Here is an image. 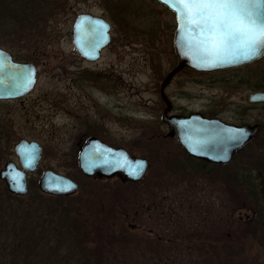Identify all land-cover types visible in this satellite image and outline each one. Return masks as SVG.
<instances>
[{
    "label": "rangeland",
    "instance_id": "rangeland-1",
    "mask_svg": "<svg viewBox=\"0 0 264 264\" xmlns=\"http://www.w3.org/2000/svg\"><path fill=\"white\" fill-rule=\"evenodd\" d=\"M17 1L0 0V48L18 62L33 63L37 81L28 96L0 103V169L16 163L13 148L20 139L37 142L42 158L29 175L26 197L8 194L0 181V224L12 233L25 231L1 244L4 264H78L75 230L69 232L61 219L66 214L83 224L82 231L94 233L79 234L96 240L85 249H105L94 259L98 263L119 255L136 264L140 254L143 264H264V235L254 237L242 226L257 211L243 206L238 213L244 197L231 181L236 175L242 184L246 172L260 171L264 182V105L247 102L249 94L264 92V57L235 70L184 69L178 76L179 105L261 125L254 143L227 168L228 180L210 177L205 185L194 184L188 165L180 166L179 146L163 137L167 129L159 120L164 107L159 80L176 65L173 15L154 0ZM80 13L114 25L112 44L93 63L83 62L71 43L72 22ZM91 136L147 159L144 179L124 184L118 178H85L77 155ZM45 170L73 180L78 192L66 198L42 195L37 183ZM245 214L248 222H238ZM100 239L122 240L126 250Z\"/></svg>",
    "mask_w": 264,
    "mask_h": 264
},
{
    "label": "water",
    "instance_id": "water-1",
    "mask_svg": "<svg viewBox=\"0 0 264 264\" xmlns=\"http://www.w3.org/2000/svg\"><path fill=\"white\" fill-rule=\"evenodd\" d=\"M175 17L173 46L177 65L172 69L160 86L161 98L166 102L163 89L171 79L183 69L196 73H214L237 69L252 64L264 57V50L254 59L238 63H221L208 66L198 59L195 48L198 32L182 31L178 14L172 6V0H156ZM109 26L101 19L89 15H80L72 27V42L76 52L86 61L95 62L109 41ZM193 45L189 48V43ZM36 68L30 63L15 62L11 56L0 50V100L19 99L30 94L36 83ZM248 103L264 104V92L248 96ZM166 105H168L166 103ZM168 110V109H167ZM162 121L168 128L167 138H176L184 152L194 159L211 164H227L234 153L251 141L257 126L243 125L234 127L220 124L218 121L202 119L198 114L188 117H167ZM239 137V139H237ZM19 167L13 162L6 163L0 170V181L4 183L8 194L24 197L28 194L27 175L35 172L41 155V147L36 142L20 140L14 147ZM78 169L85 177L93 180H111L118 178L122 183H138L143 180L148 161L132 157L122 148H112L96 138L88 139L81 147L77 158ZM38 191L45 196L69 197L77 193V185L62 176L46 171L37 185Z\"/></svg>",
    "mask_w": 264,
    "mask_h": 264
},
{
    "label": "snow or ice",
    "instance_id": "snow-or-ice-1",
    "mask_svg": "<svg viewBox=\"0 0 264 264\" xmlns=\"http://www.w3.org/2000/svg\"><path fill=\"white\" fill-rule=\"evenodd\" d=\"M172 6L181 30L198 32L195 48L203 64L248 61L264 50V0H172Z\"/></svg>",
    "mask_w": 264,
    "mask_h": 264
},
{
    "label": "flooded vegetation",
    "instance_id": "flooded-vegetation-1",
    "mask_svg": "<svg viewBox=\"0 0 264 264\" xmlns=\"http://www.w3.org/2000/svg\"><path fill=\"white\" fill-rule=\"evenodd\" d=\"M80 15H89L91 17H94V18H97V19H101L103 20L108 26H109V31H108V39L109 41L107 42L106 46L101 50L99 51V57L98 59L100 58L101 56V53L106 49V48H109L110 45L112 44L113 42V35H114V25L111 23V22H108L107 20H105L102 16H95L93 14H90V13H80L78 14L73 22H72V26H71V31H70V38H71V43L73 45V42H72V27H73V24H74V21L76 20V18ZM174 31H175V23L173 22V37H174ZM173 43V42H172ZM74 47V46H73ZM1 50H3L4 52L8 53L12 60L15 61V62H18L17 60V57L15 55H13L12 53L4 50L3 48H0ZM75 49V48H74ZM76 51V49H75ZM76 54L78 55V57L83 61V62H86V63H93V62H88L86 60H84L77 52ZM175 54V52H174ZM176 57V56H175ZM97 59V60H98ZM96 60V61H97ZM95 61V62H96ZM24 63H30L32 64L33 66H35L33 63L31 62H24ZM176 65H177V60H176ZM174 65V68L175 66ZM36 67V66H35ZM173 69V68H172ZM171 69V70H172ZM167 71L163 76H161L160 80H159V88H158V94H159V99L162 103V105L164 106L163 109H162V112L160 114V117H159V120L160 122H162V124L166 127V125L163 123L162 119H163V115L164 113H166V116L167 117H188L192 114H198L202 119L204 120H208V121H218L220 124H223V125H230V126H234V127H240V126H243V125H248V126H257V131H256V135L255 137L249 141L243 148L237 150L234 155L232 156L231 160L229 163L227 164H211L209 162H205L203 160H198V159H194L192 157H189L185 152L184 150L181 148V146L178 144V141L176 138H172V140L176 141L177 145L179 146V149L181 151V155H183L182 157V161L180 163V166H183L182 164L185 162V164L188 165V168L190 170V175L193 176V183L196 184V182L198 183H207L208 180H206L207 178H212V179H216V180H228V175L226 174V170L227 168L229 167V165L232 163V161L240 155V153H242V151H244L249 145L253 144L254 141L257 139V136L261 130V125L253 122V121H246V122H233V121H229V120H225L223 119L220 115H218L217 113H206L203 108H201L199 111H191L187 108H185L184 106H181L179 105L178 103V100H180L179 98V85L180 83L178 82V76L182 73L179 72L178 74H176L172 79L171 81L169 82V84L163 89V95L165 97V100L166 102H164L161 98V93H160V86L162 84V82L164 81V79L166 78V76L168 75V73L171 71ZM189 73H193L195 74L194 71L192 70H189ZM184 72V70H183ZM219 73V72H218ZM209 76H212V75H209ZM112 81L114 82V79H112ZM177 83V85H176ZM179 84V85H178ZM255 93V92H254ZM16 100H19V99H16ZM8 101H15V100H0V103H4V102H8ZM166 103L168 105H166ZM168 109V110H167ZM167 129V127H166ZM167 135V133H166ZM166 135H164L163 137L166 138ZM93 136L91 137H88V138H92ZM167 139V138H166ZM42 158V156H41ZM41 163V160L39 162V165ZM39 165L37 167V170L39 168ZM238 167V166H237ZM36 170V171H37ZM45 171H51V170H45ZM44 171V172H45ZM41 176V175H40ZM219 177V179H218ZM40 178V177H39ZM28 180H29V177L27 178V187L29 188L28 186ZM232 182H234V179L231 180ZM239 184L241 185L240 181L239 180H236ZM203 185V186H204ZM195 193V192H194ZM241 209L238 211L239 214H243V206L240 207ZM190 209H191V206H190ZM192 210V209H191ZM245 211V210H244ZM244 220L241 219V217L238 218V222H248L249 220V216L248 215H244ZM253 218H254V215H253ZM192 230V229H191ZM190 230V231H191ZM150 232H152L150 230ZM150 234V233H148Z\"/></svg>",
    "mask_w": 264,
    "mask_h": 264
},
{
    "label": "trees",
    "instance_id": "trees-1",
    "mask_svg": "<svg viewBox=\"0 0 264 264\" xmlns=\"http://www.w3.org/2000/svg\"><path fill=\"white\" fill-rule=\"evenodd\" d=\"M17 3H18L17 5L20 8V11L22 12L24 10L21 7L22 3L18 2V1H17ZM21 20H22V22H23V20L25 22H27L29 20V18L24 15V17H21ZM258 88H260V87H257V89ZM236 180H238V178L235 175L234 182H232V183H234L233 185H235L238 189L242 190L241 195H243V197H244V204L242 203L241 206L250 207L252 209L254 208L255 211H257V212H255L254 218L252 219L251 222L245 223L242 225L243 228H245L247 230L248 234H251L254 237L257 235L258 232H260L261 234L264 235V217H263L264 210H259L260 209L259 205H262L261 208L262 207L264 208V204H263L264 203V182H263L262 173L260 171L259 172L256 171L252 175L251 172H246L243 175L241 185L237 184L238 182ZM58 200L67 201L65 199H58ZM66 215H67V217H63L61 219H62V221H65V223H66L65 228L70 227L69 232H71V229L75 230V232L71 233V234H73V243H74V236H76L75 237V243H76L75 246H77V247H76L73 255L77 256L78 264H129L126 262H122V260H120L119 255H117V257H112L109 263H102V262L98 263V262H96L95 260L98 261L97 258H100L103 256L105 249L98 248L96 246L95 247L93 246V249H90V250L85 249L83 247L85 244L90 243V241H91V243L96 242V240H94L93 238H87V240L81 239L82 234H81L80 238H79V234L81 232H83L86 235H91L94 233L82 231L83 224L80 225L76 218H73V216H70L71 214L70 215L66 214ZM35 229H37V227ZM24 232L25 231H21L19 233H17V232L12 233L10 231V229L4 228L0 224V264H4V260H5V259H3V255H4L3 253H5V249L2 248V247H4V245L1 246V244L9 245L8 240H9V243H13L14 240L17 238V236L20 233H24ZM85 237H87V236H85ZM11 238H13V239H11ZM99 242L104 244V245H106L108 243L109 246H111L112 244H117V245L122 246V244H124V246H122L120 248V250L122 248H124L126 250V247H125L126 242H122V240L117 241L115 239L114 242L111 243L110 241H107V239H106V241H104V243H103L102 239H100ZM141 243H142V241H139L137 249H139ZM145 244L147 245L149 243L145 242ZM79 249L81 250V253H83V255L81 253H79ZM232 258L233 257L231 255L228 256V258H227L228 263H231ZM139 259L142 260V257L140 254H139ZM141 260H139V262L136 264H143L141 262Z\"/></svg>",
    "mask_w": 264,
    "mask_h": 264
}]
</instances>
